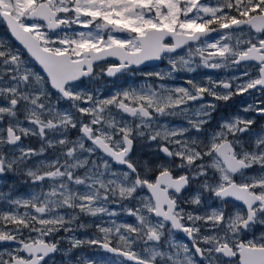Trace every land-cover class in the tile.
Masks as SVG:
<instances>
[{"label":"snow or ice","instance_id":"snow-or-ice-1","mask_svg":"<svg viewBox=\"0 0 264 264\" xmlns=\"http://www.w3.org/2000/svg\"><path fill=\"white\" fill-rule=\"evenodd\" d=\"M0 21L46 73L0 40V178L39 186L27 197L0 191L11 206L0 211V264H124L85 247L134 264H264V232L245 239L264 227V126L238 113L206 127L215 101L264 90V0H0ZM190 43L200 46L187 58L171 55ZM194 55L205 68L244 70L104 97L81 86L108 57L119 63L101 73L114 77L167 56L170 71L146 73L163 80L194 72ZM240 112L264 116V99ZM165 116L186 126L160 124ZM151 142L163 158H133ZM121 212L135 222L103 219Z\"/></svg>","mask_w":264,"mask_h":264},{"label":"flooded vegetation","instance_id":"flooded-vegetation-1","mask_svg":"<svg viewBox=\"0 0 264 264\" xmlns=\"http://www.w3.org/2000/svg\"><path fill=\"white\" fill-rule=\"evenodd\" d=\"M218 33H213L211 37H209V40L212 38H215V36ZM0 40H3L5 44H10L13 48L19 50L24 58L28 61L29 66H31L36 72H39L41 75H46L44 71L42 70L41 65L35 61L33 57H31L27 50L24 49L23 45L20 44L19 41L15 40L13 36H11L9 30L7 29L6 23L3 21H0ZM167 43H171L172 40H167ZM200 46L198 43H190V45L184 46L182 49H177L176 53L171 54L172 56H178V55H184L186 58L188 56L189 48H191L193 51ZM192 60L194 61V64L192 65L195 68L194 72H188L186 70H181L178 72L172 73L171 77H166L163 80L158 79L155 76H148L146 73L156 72L160 71L162 73L170 71L171 66L168 64V58L165 56L163 59L160 60V62L156 65H145L142 67H135L130 66L128 71L118 73L114 77L107 76L106 72L101 73V69H106L109 64L119 63L118 60H104V61H97L95 64L94 71L97 73V75L93 78L92 81L89 80V78H83L81 81V86H90L95 87L99 89V94L101 97L107 96V88L108 87H114L117 90L130 88L132 85H153L155 87H159L160 84H166L167 87H175V86H185L188 87L186 81L188 79H194L196 81H202L205 80L207 77L211 76L213 79H219L220 76V69H209L205 68L202 65H200V57L198 55L192 56ZM244 68L243 65L237 67V68H230L229 71H233L235 69ZM225 70V69H224ZM116 82V83H113ZM55 92V90H52ZM206 100H212V97H206ZM261 99H264V90L256 89V90H249V92L241 94V95H234L229 101H215L217 104L216 110L213 112L212 120L209 122V124L206 126L208 129H212L214 126V123L218 122L219 119L222 118H229L233 115L240 114V115H247L248 117H252L255 115L257 118L260 119L259 124L264 122V116L258 115L254 112H250L247 114H244L240 112V109L248 104H252L256 101H259ZM62 107L67 108L68 105L65 103L62 105ZM130 118V117H128ZM86 119V118H85ZM131 119V118H130ZM165 120H169L172 123L178 124L180 126H186V121L182 119L181 117H160L159 123L164 122ZM254 126H257L256 124ZM195 133H193L194 135ZM78 135H80L78 129H72L69 132V136L71 139H75ZM25 144H30L34 148H39L40 143L37 138H31L29 140L24 141ZM90 143V142H88ZM157 145L155 142H151L148 145H145L143 147L137 146L135 151L132 153L134 159H155L157 156L163 158L161 153H158L155 151ZM98 155H102V152L97 153ZM50 155V153H46L45 156ZM42 158V157H41ZM95 157H93L94 159ZM119 166V165H116ZM123 167V166H119ZM0 182L5 183L6 189H16V191H22L23 184H26L30 181L27 177L20 175V174H13L9 173L6 176L0 178ZM9 184H15L11 185V188L9 187ZM140 195H148L147 190H142L140 192ZM187 195V193H185ZM235 203V202H233ZM239 206V205H237ZM133 221L134 218L132 217ZM135 222V221H134ZM264 229L255 228L254 233L249 232L245 236V239H253L258 238L259 234L263 232ZM60 235H64L63 232L60 233ZM78 235H82V233H78ZM175 238L181 241H184L185 243H189L191 246V242L189 241L188 237L182 233V232H176L174 233ZM66 246V245H62ZM101 253L103 255H106L109 259L113 260H120L125 261L127 264H134L132 261H126L123 257H116L112 253L104 252L102 249ZM80 252V250H79ZM56 259L59 261L61 259L60 256H57ZM236 259V258H234Z\"/></svg>","mask_w":264,"mask_h":264},{"label":"rangeland","instance_id":"rangeland-1","mask_svg":"<svg viewBox=\"0 0 264 264\" xmlns=\"http://www.w3.org/2000/svg\"><path fill=\"white\" fill-rule=\"evenodd\" d=\"M211 2H213L214 3V0H211ZM66 31H71L70 29H66ZM218 36V34L215 36V38ZM215 38H212V39H210V40H213V39H215ZM225 69V70H224ZM229 69L230 68H221L220 69V76H219V79H229L230 77H232V76H238L243 70H244V68H240V69H235V70H233V71H229ZM113 83H116V82H113ZM164 85H166V84H164ZM144 85H132V87H130V88H137V89H139V88H141V87H143ZM115 91H117V89L116 88H114V87H108L107 88V95H111L113 92H115ZM126 118H128V117H126ZM251 118H254L255 119V121H256V125L257 126H253V129L254 130H260V128L262 127V126H264V122L263 123H261V124H259V121H260V119L259 118H257L255 115H253ZM128 119H130V118H128ZM221 119H219L218 121H220ZM217 123L218 122H216V123H214V126H213V128L214 127H216L217 126ZM160 124H168L169 126H176V127H179L180 125H178V124H175V123H172V122H170L169 120H165L164 122H162V123H160ZM103 155V154H102ZM43 158V157H42ZM95 159V158H94ZM113 167L114 168H120L119 166H116L115 164L113 165ZM45 183H47V182H45ZM33 190H36V191H39V186L38 185H35V184H33L32 182H28V183H26V184H23V189H22V191H16V189H6L5 188V183H3V182H0V191H3V192H9V191H11V195H12V197H27L28 195H30L31 194V192L33 191ZM143 196V195H142ZM135 202H133V204H134ZM129 206H132V205H129ZM213 206H215V204H214V202H213ZM111 207H115V208H119V205H111ZM231 207H232V204L230 203V205H229V210H231ZM11 208V206L10 205H8L7 204V202L6 201H4V200H0V211H2V210H9ZM21 211H22V209H21ZM104 219V221L107 223V222H110V220H112V219H115L118 223L119 222H128V223H134V221H133V219H132V217H130V216H128V215H126L125 213H123V212H121V214L118 216V217H111V218H109V217H104L103 218ZM257 228H259V229H264V227H261V226H259V225H257ZM264 232V231H263ZM261 234V233H260ZM260 234H259V236H260ZM258 236V237H259ZM177 241H180V242H184V241H181V240H178L177 239ZM185 243V242H184ZM5 247H15L16 245H11V244H8V245H4ZM190 246V245H189ZM191 247V246H190ZM80 252H82L83 254H85V255H89V256H95L97 259H99V258H107V259H109L106 255H103L102 253H101V250L100 249H90V248H87V247H85V248H83V249H81L80 250ZM124 264H127L125 261H124Z\"/></svg>","mask_w":264,"mask_h":264},{"label":"water","instance_id":"water-1","mask_svg":"<svg viewBox=\"0 0 264 264\" xmlns=\"http://www.w3.org/2000/svg\"><path fill=\"white\" fill-rule=\"evenodd\" d=\"M172 40L171 39V37H166L165 38V42L167 41V40ZM106 60H118L117 58H115V57H108ZM160 62V60H150V61H145L143 64H141V65H139V66H137V65H131V66H135V67H142V66H145V65H156V64H158ZM42 67V66H41ZM42 70H43V68H42ZM46 74V73H45ZM11 245H15L14 243H11Z\"/></svg>","mask_w":264,"mask_h":264},{"label":"trees","instance_id":"trees-1","mask_svg":"<svg viewBox=\"0 0 264 264\" xmlns=\"http://www.w3.org/2000/svg\"><path fill=\"white\" fill-rule=\"evenodd\" d=\"M9 185L11 186V185H15V184H9Z\"/></svg>","mask_w":264,"mask_h":264}]
</instances>
